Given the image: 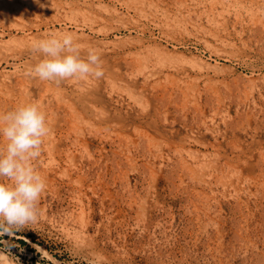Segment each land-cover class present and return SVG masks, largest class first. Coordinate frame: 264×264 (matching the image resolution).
I'll return each instance as SVG.
<instances>
[{
  "label": "rangeland",
  "instance_id": "1",
  "mask_svg": "<svg viewBox=\"0 0 264 264\" xmlns=\"http://www.w3.org/2000/svg\"><path fill=\"white\" fill-rule=\"evenodd\" d=\"M62 33L102 78L27 74ZM24 104L51 132L13 264H264V0H0V113Z\"/></svg>",
  "mask_w": 264,
  "mask_h": 264
},
{
  "label": "clouds",
  "instance_id": "2",
  "mask_svg": "<svg viewBox=\"0 0 264 264\" xmlns=\"http://www.w3.org/2000/svg\"><path fill=\"white\" fill-rule=\"evenodd\" d=\"M41 59L28 70V75L41 81L102 78L104 71L96 49L88 48L81 57V46L70 33L52 34L31 44ZM45 114L35 104H24L0 113V236H11L14 230L35 223L38 203L46 189L44 178L33 167L41 155L44 139L50 134ZM12 245L0 250V264H13ZM47 258L55 264L47 254ZM94 256L89 264H100Z\"/></svg>",
  "mask_w": 264,
  "mask_h": 264
},
{
  "label": "bare ground",
  "instance_id": "3",
  "mask_svg": "<svg viewBox=\"0 0 264 264\" xmlns=\"http://www.w3.org/2000/svg\"><path fill=\"white\" fill-rule=\"evenodd\" d=\"M27 8V7H26ZM152 8V7H151ZM28 9V8H27ZM31 10V9H30ZM34 10V9H33ZM22 14V13H21ZM79 93H81V92H79Z\"/></svg>",
  "mask_w": 264,
  "mask_h": 264
}]
</instances>
